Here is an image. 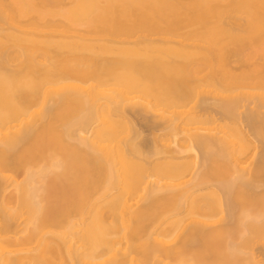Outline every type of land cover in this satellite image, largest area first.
<instances>
[{
  "label": "bare ground",
  "instance_id": "1",
  "mask_svg": "<svg viewBox=\"0 0 264 264\" xmlns=\"http://www.w3.org/2000/svg\"><path fill=\"white\" fill-rule=\"evenodd\" d=\"M264 0H0V264H264Z\"/></svg>",
  "mask_w": 264,
  "mask_h": 264
},
{
  "label": "clouds",
  "instance_id": "2",
  "mask_svg": "<svg viewBox=\"0 0 264 264\" xmlns=\"http://www.w3.org/2000/svg\"><path fill=\"white\" fill-rule=\"evenodd\" d=\"M256 224H264V217L258 216L255 221Z\"/></svg>",
  "mask_w": 264,
  "mask_h": 264
}]
</instances>
